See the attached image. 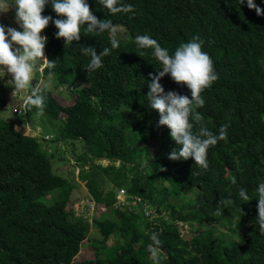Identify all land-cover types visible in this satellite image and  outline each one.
<instances>
[{
  "label": "trees",
  "instance_id": "trees-1",
  "mask_svg": "<svg viewBox=\"0 0 264 264\" xmlns=\"http://www.w3.org/2000/svg\"><path fill=\"white\" fill-rule=\"evenodd\" d=\"M86 2L93 15L111 19L125 34L119 48L102 58L103 67L89 72L90 56L80 49L91 46L99 54L111 47L107 32L94 35L82 26L80 41L65 48L52 22L44 29L45 55L56 60L54 88H71L75 98L62 106L52 89L41 87L44 114L33 109L23 115L30 125L36 117L58 123L53 136L26 135L13 121H0V264H153L147 251L153 232L162 242L161 264H264L255 192L264 182V16L250 10L247 0H120L134 12L114 16L98 0ZM254 3L264 9V0ZM42 15L60 18L51 0ZM137 35L156 39L170 54L193 37L204 41L202 51L212 58L218 80L201 93L205 105L197 110L215 134L230 123L226 140L208 150L207 170L192 158L168 159L176 144L166 126L157 127L159 114L147 99L149 73L157 74L161 65L151 49L137 47ZM160 83L165 93L191 98L187 86L170 75ZM6 105L0 98V108ZM78 141L84 150L70 164L79 165L78 178L109 211L90 225L72 219L67 205L74 185L53 168L52 145L75 147ZM106 182L111 190L100 191ZM240 188L247 190L248 202L238 197ZM119 190L143 203L114 209ZM228 199L233 203L219 204ZM93 226L101 235L92 242L95 258L79 260ZM111 237L116 244L110 247Z\"/></svg>",
  "mask_w": 264,
  "mask_h": 264
},
{
  "label": "clouds",
  "instance_id": "clouds-1",
  "mask_svg": "<svg viewBox=\"0 0 264 264\" xmlns=\"http://www.w3.org/2000/svg\"><path fill=\"white\" fill-rule=\"evenodd\" d=\"M98 3L113 16L118 13L134 12L133 5L121 3L120 0H98ZM243 3L244 0H239V4ZM48 4L49 0H12L8 9L9 7L15 9V22L22 31L0 24V75L11 77L6 85L13 89L12 97L24 94L20 111L26 114L35 109L38 116L44 114L46 95L39 82L33 86L34 74L39 72L43 76L45 69H48V80L51 83L52 70L56 66V60L50 61L45 56L44 50L48 38L41 35L50 22L58 29L55 37L64 41L65 48L73 45L74 41H80L82 26L86 33L100 35L107 32L109 34L111 47H104L99 54L91 46L81 47L82 54L90 56V62L86 65V70L89 72L103 67L102 58L119 48L117 39L119 26L115 25L111 19H98L93 15L86 0H51L52 10L60 17L55 20L52 16L42 15ZM247 7L250 10L254 9L258 16H264V9L258 7L254 0H247ZM134 42L139 49H151L152 55L161 65L157 74L149 73L151 82L148 84L147 99L150 108L159 114L157 127L166 126L170 130L171 140L176 144L168 155V159L186 161L192 158L198 169L207 170L209 168L208 150L219 141L226 140L230 123H224L219 128L218 134H215L205 125L203 115L197 110L205 105V99L201 93L218 80L212 58L202 51L204 41L199 37H193L181 43L171 54L149 35H137ZM143 55L144 52H140L139 56ZM165 75H170L178 85H186L191 92V98L175 91L165 93L160 83ZM165 170L162 167L160 169V171ZM197 174L191 173V175ZM236 183V178L233 176L231 184ZM255 192L256 200H258L256 222L260 233L264 234V182L259 183ZM238 197L244 202L250 200L244 188L239 189ZM231 203H233L231 199L219 201V204L225 207ZM221 213L222 210L218 207L215 214ZM150 240L151 243L147 245L150 258L153 264H161L162 242L155 232L150 235Z\"/></svg>",
  "mask_w": 264,
  "mask_h": 264
},
{
  "label": "rangeland",
  "instance_id": "rangeland-1",
  "mask_svg": "<svg viewBox=\"0 0 264 264\" xmlns=\"http://www.w3.org/2000/svg\"><path fill=\"white\" fill-rule=\"evenodd\" d=\"M11 2L12 0H0V11H6L0 12V24H3L5 27H13L17 30L22 31V29H20L18 24L15 22V9L12 7H9L8 9V5H10ZM124 34L125 29L119 27L117 39H122L124 37ZM41 35L44 36V30L41 32ZM14 47L18 46L14 45ZM10 78L11 77L9 75H5V77L0 75V98L5 99L7 101V105L3 108H0V121H13L16 124L17 130L26 135L45 137L48 135L53 136L52 134H54L56 131L58 132L60 128L58 123H52V125H48L46 124L47 122L43 121L45 120V118L41 117V120L39 117H36L34 120H32L33 125H30L26 122V119L23 116L24 114L15 115L13 113V109L19 103V101L11 96V92L13 91V89L6 85L7 80ZM37 82L40 83L41 87L52 89L54 96L62 104V106H71L74 103L75 93L74 90H72L71 88L66 89L65 87H60L58 89H55V82L51 80V83H49V80H44L39 72H36L34 74L33 86ZM41 128H43L44 130L42 131ZM75 145V147L66 145V148H61V145L58 148L54 144L52 145L53 153H55L57 150V155L53 160V168L54 172L57 175L61 176L66 180H69L72 185H74L70 203L67 205V210L72 211L73 213L72 219H82L90 225L93 223L95 218H99L102 213L108 214L109 211L107 210V208L97 205V202L94 201L93 197L89 193L86 182L83 181L80 177L78 178L79 165H75V163L73 162L70 164V160L78 158V156L81 155L82 151L84 150L81 141L76 142ZM157 148L158 144L156 142H153L151 146L152 151ZM102 163L104 166L109 165L108 161H104ZM74 173L76 174V176L74 175ZM108 185L109 184L107 182L105 184H99V190H109L111 187ZM116 193L117 201L115 204L116 207L114 209L121 211L127 210L128 207H130V205L132 204V201L129 200V195H125L122 190H119ZM90 231L91 232L88 235V239L85 241V246L82 248L78 256L79 260H91L95 258V249L93 248L92 242L95 240H100L101 235L99 231H97V228L95 226H93ZM184 231H189V228L185 227ZM115 244L116 238L111 237V239L108 241V245L111 247Z\"/></svg>",
  "mask_w": 264,
  "mask_h": 264
},
{
  "label": "built area",
  "instance_id": "built-area-1",
  "mask_svg": "<svg viewBox=\"0 0 264 264\" xmlns=\"http://www.w3.org/2000/svg\"><path fill=\"white\" fill-rule=\"evenodd\" d=\"M23 96L24 94H20L19 96H16V97H13L14 99L18 100L19 103L15 106V108L13 109V113L15 115H22V114H25L24 112L20 111V105L22 104L23 102ZM39 134V132H38ZM49 138V137H48ZM122 192H124V194L126 195L127 192L125 190H122ZM129 197V200L132 199L130 196ZM143 203V201L140 199V198H136V199H133L132 201V204L130 205L131 206H138L140 207L141 204ZM140 205V206H139ZM143 206H145V208H147L146 204H144ZM146 215H148V213L146 212Z\"/></svg>",
  "mask_w": 264,
  "mask_h": 264
},
{
  "label": "crops",
  "instance_id": "crops-1",
  "mask_svg": "<svg viewBox=\"0 0 264 264\" xmlns=\"http://www.w3.org/2000/svg\"><path fill=\"white\" fill-rule=\"evenodd\" d=\"M45 53V52H44ZM46 56V55H45Z\"/></svg>",
  "mask_w": 264,
  "mask_h": 264
}]
</instances>
